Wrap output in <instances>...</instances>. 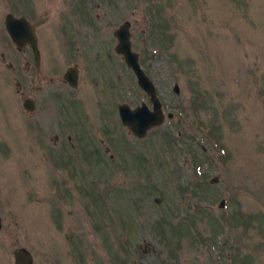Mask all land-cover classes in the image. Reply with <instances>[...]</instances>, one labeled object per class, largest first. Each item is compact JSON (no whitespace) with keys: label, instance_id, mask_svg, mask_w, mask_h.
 Segmentation results:
<instances>
[{"label":"rangeland","instance_id":"rangeland-1","mask_svg":"<svg viewBox=\"0 0 264 264\" xmlns=\"http://www.w3.org/2000/svg\"><path fill=\"white\" fill-rule=\"evenodd\" d=\"M88 1L84 54L58 60L76 88L25 78L29 112L0 59V264L18 246L33 264H264V0ZM124 20L165 114L142 137L117 111L151 107L114 50Z\"/></svg>","mask_w":264,"mask_h":264},{"label":"flooded vegetation","instance_id":"flooded-vegetation-1","mask_svg":"<svg viewBox=\"0 0 264 264\" xmlns=\"http://www.w3.org/2000/svg\"><path fill=\"white\" fill-rule=\"evenodd\" d=\"M1 1L4 10H2L3 12L0 14V42L1 44L2 43L5 44L4 46L5 50L0 51V59L4 61L8 56L10 59L18 61L21 70V75H23V79H24L23 81L22 80L17 81L18 90L22 97V103L25 100V98H29L33 100V106H34L32 110H27L24 107L23 108L29 112H35L37 100L34 97L28 95V92L32 90V88L30 86H27V84L25 83V78L31 79L32 76L34 75V77H36V79L39 81L38 91L40 92L44 90V88L42 87L44 83L50 85L51 97H54L53 95L55 96L59 95V93L57 92H58V85L61 86L60 84L62 85L66 84L74 88L77 87L79 75L81 72L79 68V63L75 61H71L68 64H66L64 68H62L63 66L62 67L60 66L61 64L58 62V60H63V58L73 59L72 58L73 55L77 56L79 53L84 54L81 51L79 52V48H86L85 43L87 41H90V38L87 39L86 41H80V39H78V36L81 33L80 29H82L83 26L82 24H79V22L84 23L85 29H88L87 27H89L88 26L89 20L87 19L90 17V11H89L91 10L90 4L88 0L87 1L60 0V2H62V4L60 5H64V7L61 6L58 7L57 0H1ZM64 2H66L67 4L65 5ZM111 6H112L111 4H108L109 9L111 8ZM96 17H97V13H96ZM11 18H16L17 20L11 21L10 20ZM8 21H11L12 24L21 27L22 25L24 26V22H26L27 24L26 29L25 28L22 29V35H20L18 42L12 39L11 35L9 34L6 28V24ZM94 22L96 21L94 20ZM94 22L92 21L91 23L92 32L98 33L102 31L103 33V28H101L99 25H96V23ZM120 24L121 22L118 24V26ZM118 26H116L111 31V33L116 40V43L114 45V50L116 51L117 54L121 55L120 52L116 50L118 37L115 34V30L117 29ZM67 28H73V29L78 28V30L75 29L76 30L75 33L77 34L68 33L67 35V31L64 30ZM30 30L33 31L35 36V43L37 48L36 53L33 51V48L31 46L32 36L29 35ZM57 37L58 39L56 40ZM76 37L78 39L77 41L74 40L76 39ZM93 37L95 40L92 39L91 43L104 42V35H99L97 37L93 36ZM51 43L55 44V46H53L52 49H50ZM58 44H60L59 46L60 48H57ZM95 54L92 55L95 56ZM7 65L9 67H13L14 62L10 60L7 63ZM72 81H74V84L72 83ZM117 111L119 115L118 104H117ZM100 141L102 142V139H100ZM104 149L105 151H108L109 147L106 146L104 147ZM89 153L90 150L83 148L84 157H88Z\"/></svg>","mask_w":264,"mask_h":264},{"label":"water","instance_id":"water-1","mask_svg":"<svg viewBox=\"0 0 264 264\" xmlns=\"http://www.w3.org/2000/svg\"><path fill=\"white\" fill-rule=\"evenodd\" d=\"M12 20H17L16 18H11ZM8 21L6 28L11 35L12 39L18 42L20 35H22V29H26V22L24 26H16ZM130 22L129 20H124L115 30V34L118 37V42L116 44V50L122 53L123 58L135 75L137 84L146 92L149 96L151 102V108L147 106L145 101H142L139 105L131 108L127 103H121L118 105L119 115L121 121L130 131H132L136 136L142 137L147 133V130L152 126L160 124L164 119V112L162 109V102L157 95V89L153 80L146 73L144 68L141 66L139 60V53L132 49V43L130 39ZM30 29V26H29ZM29 35L31 38V46L33 51L36 53V43L35 36L32 30H30ZM74 84V81H72ZM174 90L178 91V84H174ZM23 107L27 110L33 109V100L25 98L22 103ZM167 115L172 116V112L168 111ZM211 181H216L217 177L214 176L210 179ZM225 199L219 201V206H223ZM1 217H0V228H1ZM13 264H33V256L31 251L25 246H18L13 249Z\"/></svg>","mask_w":264,"mask_h":264},{"label":"trees","instance_id":"trees-1","mask_svg":"<svg viewBox=\"0 0 264 264\" xmlns=\"http://www.w3.org/2000/svg\"><path fill=\"white\" fill-rule=\"evenodd\" d=\"M196 102H194L193 104H195ZM213 128V127H212ZM164 227V226H163ZM167 228H169L171 231H173L172 232V236H177V233H179V232H181V228H180V225H178V226H173V225H171L170 223L167 225ZM162 235L164 236V237H167V239L169 238V236H167L165 233H163L162 232ZM168 242H169V240H168Z\"/></svg>","mask_w":264,"mask_h":264}]
</instances>
